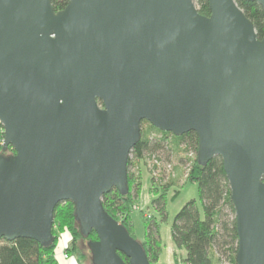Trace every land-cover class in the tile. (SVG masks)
<instances>
[{
    "label": "water",
    "instance_id": "95a60500",
    "mask_svg": "<svg viewBox=\"0 0 264 264\" xmlns=\"http://www.w3.org/2000/svg\"><path fill=\"white\" fill-rule=\"evenodd\" d=\"M207 1L0 0V239L50 246L71 202L92 264H149L101 203L126 195L147 122L194 132L199 166L221 159L235 264H264V37L235 0Z\"/></svg>",
    "mask_w": 264,
    "mask_h": 264
},
{
    "label": "trees",
    "instance_id": "16d2710c",
    "mask_svg": "<svg viewBox=\"0 0 264 264\" xmlns=\"http://www.w3.org/2000/svg\"><path fill=\"white\" fill-rule=\"evenodd\" d=\"M237 6L244 15L253 23L258 39L264 37V15L262 8L254 2L235 0ZM54 10L62 9L67 0H51ZM195 7L200 15L209 16L210 11L207 0H194ZM147 123V122H146ZM148 128H140V139L131 148L127 161V193L121 195L116 189L101 198L104 211L116 221L117 215H122L120 224L128 234L135 239L128 213L138 199L141 182L130 172L132 163L130 158L140 160L146 153L164 151L169 156L172 149L179 150L181 145L194 152V160L191 167L189 180L197 185L198 199L201 209L195 200H190L176 213L170 226V238L177 251L183 250L184 264H221V259H229L235 264L234 256L237 247V234L235 229V214L229 198V188L221 159L213 158L204 167L197 164V136L194 132H188L181 136H173L172 143L164 139L169 133H164L153 128L148 123ZM155 132L160 138L150 139L149 133ZM170 145V146H169ZM2 151V150H1ZM11 148L5 154H13ZM152 181V180H151ZM161 188V187H160ZM159 197L152 204L164 221L166 188L160 189ZM118 222V221H117ZM144 237L139 241L146 253L149 264H160L159 258L162 252V243L159 235V227L151 217L143 218ZM54 240L48 247L41 246L38 242L18 238L8 242L0 239V264H58L55 260L54 249L61 233L70 235L69 246L66 251L76 253L85 258L82 247L87 241L96 240L93 231L84 238L81 236L73 216V204L62 202L53 210V223L51 228ZM124 263L127 259L119 254ZM89 257V255H88ZM174 263L177 264L176 252L173 254Z\"/></svg>",
    "mask_w": 264,
    "mask_h": 264
},
{
    "label": "rangeland",
    "instance_id": "374dc122",
    "mask_svg": "<svg viewBox=\"0 0 264 264\" xmlns=\"http://www.w3.org/2000/svg\"><path fill=\"white\" fill-rule=\"evenodd\" d=\"M147 128V123L142 122L141 129L144 130ZM149 137L150 139L160 138L155 132H150ZM172 137L173 135L169 133L164 140L167 143H172ZM193 153L194 152L187 149L184 145H181L178 151L172 149L168 157L164 151L153 153L158 156L160 161V164L157 166L152 163V153L144 154L140 160H134L132 157L130 158L132 163L130 172L141 182L138 199L134 202L131 207L132 210L128 213L131 219L130 223L133 235L137 241L143 240L144 217H151L152 220L157 223L162 243V252L159 258L160 264H175L173 262L174 252H176L177 264H184L182 260L185 258V252L183 250H175L170 238V226L176 213L190 200H195L198 208L201 209L197 185L191 183L189 180L195 157ZM160 187L167 189L164 207L166 218L164 221L152 204V201L157 199L161 194ZM117 218V221L120 223L122 215L118 214ZM65 237L67 238L66 245L69 246L68 243L71 241V237L67 232H63L59 235L54 249L56 262L58 264H92L89 250L85 245L82 247V253L86 256L85 258L79 257L76 253H69L66 251V248L63 247L62 244L65 241ZM63 255H66L67 258H63ZM224 260L228 264H231L229 259Z\"/></svg>",
    "mask_w": 264,
    "mask_h": 264
},
{
    "label": "built area",
    "instance_id": "2783aa9c",
    "mask_svg": "<svg viewBox=\"0 0 264 264\" xmlns=\"http://www.w3.org/2000/svg\"><path fill=\"white\" fill-rule=\"evenodd\" d=\"M3 142H4V131H3V127L0 124V152L2 150ZM151 157H152V163H153V165L157 166V165L160 164V161H159V158H158L157 155L152 154ZM65 248H66V246H65ZM63 258H67V256L66 255H63ZM221 264H228V263L224 259H221Z\"/></svg>",
    "mask_w": 264,
    "mask_h": 264
},
{
    "label": "crops",
    "instance_id": "0c3cea01",
    "mask_svg": "<svg viewBox=\"0 0 264 264\" xmlns=\"http://www.w3.org/2000/svg\"><path fill=\"white\" fill-rule=\"evenodd\" d=\"M67 242V238L65 237V241L62 243L63 244V247L67 246L66 243ZM173 250V249H172ZM174 262V261H173ZM72 264V263H71Z\"/></svg>",
    "mask_w": 264,
    "mask_h": 264
}]
</instances>
